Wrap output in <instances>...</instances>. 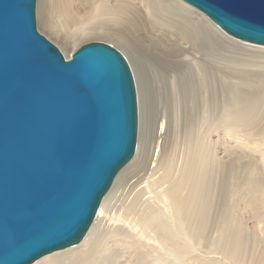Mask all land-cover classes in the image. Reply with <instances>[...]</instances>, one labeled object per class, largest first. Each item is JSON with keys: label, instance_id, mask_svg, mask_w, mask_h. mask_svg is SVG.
<instances>
[{"label": "water", "instance_id": "95a60500", "mask_svg": "<svg viewBox=\"0 0 264 264\" xmlns=\"http://www.w3.org/2000/svg\"><path fill=\"white\" fill-rule=\"evenodd\" d=\"M181 1L264 46V0ZM36 3L0 0V264L77 245L138 140L125 57L101 41L66 57L38 31Z\"/></svg>", "mask_w": 264, "mask_h": 264}, {"label": "bare ground", "instance_id": "6f19581e", "mask_svg": "<svg viewBox=\"0 0 264 264\" xmlns=\"http://www.w3.org/2000/svg\"><path fill=\"white\" fill-rule=\"evenodd\" d=\"M136 1L143 6L148 17L159 25L176 28L174 24H178L183 29V39L194 41V54L190 53V49H185L187 69L191 71V77L188 79L187 74L181 72V61L171 60L157 64L158 73L155 77L158 80L162 117L155 131L157 153L152 158L153 164L149 163L152 144L148 148V155L140 153L139 119L134 156L120 170L102 198L83 239L77 245L46 254L32 264H186L185 259L190 260L198 252L199 243L204 238L202 228H205V223L212 222L215 160L212 161L213 155H210L211 140L209 139L210 143L205 142L207 139H204L199 130L195 136L184 130L188 148L182 154L177 168L174 155L172 156V141L174 138L178 140L184 132L178 128L181 114L186 119V127L196 125L195 122L198 124L200 119L203 127L214 128L215 121L209 105L212 103L213 70L217 65L214 48L217 39L210 30L227 34L203 13L181 0ZM131 2L132 0H37L36 10L51 41L54 40L52 36L58 38L61 49L67 42L72 44L69 52L65 53L68 57L79 46L75 44L76 39L84 34H102L100 30L107 32V29L103 30L104 24L108 21H120ZM157 11L161 14L157 15ZM198 17L207 19L211 29L200 22ZM230 38L237 41L231 36ZM112 42L117 45L116 41ZM238 43L243 51L264 53L263 45L240 40ZM207 56H210L209 60ZM251 92L246 94L248 96L238 95L230 103L234 110L227 111L223 116L228 130L244 129L254 123L258 103L257 96H252ZM207 134L210 135L209 132ZM175 144L177 146V141ZM178 146L182 147L179 143ZM237 238L224 256L226 259H234L241 253L243 247L240 246V238Z\"/></svg>", "mask_w": 264, "mask_h": 264}, {"label": "rangeland", "instance_id": "374dc122", "mask_svg": "<svg viewBox=\"0 0 264 264\" xmlns=\"http://www.w3.org/2000/svg\"><path fill=\"white\" fill-rule=\"evenodd\" d=\"M132 2L128 4L126 13L120 21H108V24H104L105 29L103 30L107 29V32L100 30L102 34H84L76 39L75 44L80 46L90 41L105 42L119 50L125 57L136 84L138 118L140 119V153L148 155V148L150 149L152 144L149 161L151 165L157 153L155 131L162 117V104H159L157 91L158 80L155 77L158 73L157 64L171 60L181 61L183 64L181 72H185L189 79L191 71L187 69L185 49H190V53L194 54L193 50L196 46L192 39H183V29L180 25L174 24L176 28L159 25L154 19L148 17L142 5L137 4L136 0ZM156 14L160 15L161 12L157 11ZM37 15L36 10L38 31L50 40L49 34L46 33L47 30L44 31L39 15L38 17ZM198 19L209 30L211 29L207 19L200 17ZM210 31L217 39L214 44L215 64L217 65L213 70L212 103L209 105L211 116L215 121L214 128L203 127L200 119L198 120L199 125L195 122L197 126L186 127L183 114L179 119L178 128L180 131H189L192 136H195L199 130V133L205 137L204 139H207L204 140L205 142L211 140L213 152L211 150L210 155H213L211 156L212 161L215 160L213 161L215 165L211 162L214 165L212 186L214 207L212 222L205 223L206 229L202 228L204 238L199 243L198 252L190 258L191 261L186 258L185 263L264 264V232H262L264 230V53L243 51L238 39L234 41L230 36L222 35V32ZM54 37L52 36L54 40L57 39L58 43L53 42L54 40L50 41L57 45L62 54L68 53L72 44L67 42L61 49L60 40ZM112 40L117 42L116 46ZM206 58L209 60L210 56ZM250 91L253 92H251L252 96H257L256 102L258 103L254 123L244 129L228 130L223 116L227 111L234 110L230 103L238 95L250 94ZM196 128L198 129L195 130ZM185 134L184 131L178 140L174 138L172 141L174 142L172 156L174 155L176 168L181 162L182 154H185L188 148ZM178 143L182 147L184 143L185 145L182 148L178 146ZM236 238L243 247L242 251L234 259H226L224 256L229 247L233 246L235 243L233 240Z\"/></svg>", "mask_w": 264, "mask_h": 264}]
</instances>
